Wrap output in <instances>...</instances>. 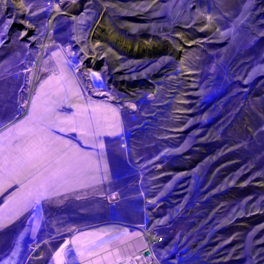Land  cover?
Listing matches in <instances>:
<instances>
[{"label":"rangeland","instance_id":"obj_1","mask_svg":"<svg viewBox=\"0 0 264 264\" xmlns=\"http://www.w3.org/2000/svg\"><path fill=\"white\" fill-rule=\"evenodd\" d=\"M16 121L12 141L78 142L86 174L0 224V264H77L109 223L133 230L124 264L150 233L144 264H264V0H0V131Z\"/></svg>","mask_w":264,"mask_h":264},{"label":"crops","instance_id":"obj_2","mask_svg":"<svg viewBox=\"0 0 264 264\" xmlns=\"http://www.w3.org/2000/svg\"><path fill=\"white\" fill-rule=\"evenodd\" d=\"M90 102L88 104L91 105L93 114L100 115L106 122L105 118L113 117L111 106L101 105L98 101ZM18 126L16 121L0 131V193L8 189L15 181L14 187L4 193L0 201V224L20 215L21 210L40 211L49 205L53 207L59 205V202L67 201L66 198L58 197L76 187L73 179L77 177V174H86L87 153L78 142L66 135L60 138L59 134L51 129V131L40 129L36 132L38 136L28 140L12 141L10 135L17 130ZM43 134H51L54 137L46 141L43 138L40 139ZM93 147L96 148V146ZM52 151L56 154L54 159L48 157L53 155ZM88 154L93 156L94 152ZM34 194L36 198L30 204ZM113 207L116 208V206ZM120 226L117 223H109L84 231L92 233L93 239L85 240L86 249H100V251L78 259L77 264H124L120 256L128 250L129 246L126 238L122 239V235L131 233L133 230L120 229ZM122 227L125 228V225ZM102 233L108 234L104 240H100Z\"/></svg>","mask_w":264,"mask_h":264},{"label":"built area","instance_id":"obj_3","mask_svg":"<svg viewBox=\"0 0 264 264\" xmlns=\"http://www.w3.org/2000/svg\"><path fill=\"white\" fill-rule=\"evenodd\" d=\"M162 236L160 234L150 233L148 234L147 241L144 246L141 247L139 252L135 254L132 258H134L137 262L144 264L147 260H150L152 256V248L155 243L160 241Z\"/></svg>","mask_w":264,"mask_h":264},{"label":"bare ground","instance_id":"obj_4","mask_svg":"<svg viewBox=\"0 0 264 264\" xmlns=\"http://www.w3.org/2000/svg\"><path fill=\"white\" fill-rule=\"evenodd\" d=\"M69 87H70V86H69ZM48 99H49V98H48ZM48 99H47V100H48ZM82 100H83V99H81V98H80V99H78V98H77V100H76V101H78V102H83V104H84L85 102H84V101H82ZM92 101H93V100H92ZM90 103H92V102H90ZM97 112H98V111H97ZM103 114H105V115H108L107 113H104V112H103Z\"/></svg>","mask_w":264,"mask_h":264}]
</instances>
